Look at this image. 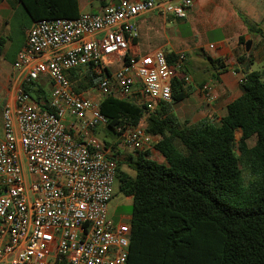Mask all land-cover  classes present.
Listing matches in <instances>:
<instances>
[{"label":"built area","instance_id":"built-area-1","mask_svg":"<svg viewBox=\"0 0 264 264\" xmlns=\"http://www.w3.org/2000/svg\"><path fill=\"white\" fill-rule=\"evenodd\" d=\"M192 6L193 0H111L101 13L41 20L28 30L0 125V264H128L130 218L107 219L116 144L151 152L160 139L148 133L147 112L135 127H115V141H99L97 130L108 127L100 100L140 93L149 111L173 100L175 79L187 84L185 54L173 63L162 49L133 58L129 39L138 37L137 17L159 11L185 19ZM84 67L97 74L101 98L74 89L69 72ZM26 86L42 87L48 101ZM215 86L201 88L210 102L218 98Z\"/></svg>","mask_w":264,"mask_h":264},{"label":"trees","instance_id":"trees-1","mask_svg":"<svg viewBox=\"0 0 264 264\" xmlns=\"http://www.w3.org/2000/svg\"><path fill=\"white\" fill-rule=\"evenodd\" d=\"M17 2V14L23 10L29 20L27 33L41 20L80 16L78 0ZM239 43L245 45L244 37ZM176 58L168 54L170 63ZM245 77L242 95L217 123H181L169 103L149 111L146 100L101 98L100 112L113 134L117 126L135 127L148 112V133L161 137L155 149L166 161L151 159L149 151L117 159L119 191L132 199L128 264H264V81L260 72L245 71ZM69 78L84 92L95 86L97 74L84 67L71 70ZM184 84L173 82L174 103L187 97ZM26 91L48 101L40 86ZM237 131L242 132L238 141ZM241 164L255 177L248 185Z\"/></svg>","mask_w":264,"mask_h":264},{"label":"crops","instance_id":"crops-1","mask_svg":"<svg viewBox=\"0 0 264 264\" xmlns=\"http://www.w3.org/2000/svg\"><path fill=\"white\" fill-rule=\"evenodd\" d=\"M110 4L111 0H78L79 13H101ZM19 7L17 0H0L2 62H6V54L13 46L11 24ZM134 23L138 37L129 39L131 57L138 58L158 49L186 56L181 76L188 78L183 87L187 97L169 103L180 122L182 117L190 124L207 120L219 122L227 115L228 105L242 95L240 79L245 76V71L260 72L264 77V70L262 73L259 68L264 66V0H193L185 19L151 11L137 17ZM26 33L18 45L15 60L25 43ZM240 37H244L245 45L239 43ZM248 42H251L249 50ZM238 58H244L245 62L239 63ZM0 75H14V71L0 72ZM211 81L216 83L218 96L213 102L208 101L201 90ZM7 85L9 89L4 104L13 98L16 88L11 77ZM130 98L132 102L143 100L140 93H134ZM154 152L159 154L157 162L165 164V158L156 149L149 157Z\"/></svg>","mask_w":264,"mask_h":264},{"label":"rangeland","instance_id":"rangeland-1","mask_svg":"<svg viewBox=\"0 0 264 264\" xmlns=\"http://www.w3.org/2000/svg\"><path fill=\"white\" fill-rule=\"evenodd\" d=\"M12 28V44L13 46L11 49L8 51L6 54L5 60L6 62H2L0 60V65L2 68L0 69V72H6L9 73L10 71L12 72V63L15 60V54L18 48V45L22 42L24 39L25 32H27V28L29 27V20L27 19L26 15L24 14L23 10L18 12L16 19L13 21L11 24ZM261 72L263 73L264 66L261 65L260 67ZM13 75H0V121H1V116H2V107L7 100V89H9V85H7L8 79L11 77L12 79ZM264 80V77H262ZM12 83V80H11ZM86 95L89 98L93 99H98L101 98L97 91L94 89V87H87V90L85 91ZM181 123H185V118L182 117ZM198 123V122H197ZM196 124V123H194ZM242 132L237 131L236 133V139L237 141L241 138ZM96 138L103 142V141H115L117 139L116 135L113 134L111 131H107L105 128L101 127V129L97 130L96 132ZM256 137H253L248 141V144L250 147H253L256 143ZM117 146V151H118V159H127L130 155H134V151H131L127 148H124L120 144H116ZM157 151V150H156ZM237 155L240 156V153L238 151ZM159 154L157 152H154L151 155V159L158 161ZM123 169L130 173L132 176L135 175L134 171L130 170L126 165L123 166ZM241 169L243 171V176L245 179L246 185H248L255 177L251 174L250 170L243 166L241 164ZM114 192H113V198L108 204V211H107V219L108 220H113V221H119L122 220L124 222H129L131 212H132V202L129 198L124 196L122 193L119 191V186L118 182L115 181L114 183Z\"/></svg>","mask_w":264,"mask_h":264},{"label":"water","instance_id":"water-1","mask_svg":"<svg viewBox=\"0 0 264 264\" xmlns=\"http://www.w3.org/2000/svg\"><path fill=\"white\" fill-rule=\"evenodd\" d=\"M250 45H251V42H248V43H247V50H249Z\"/></svg>","mask_w":264,"mask_h":264}]
</instances>
